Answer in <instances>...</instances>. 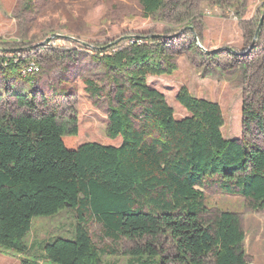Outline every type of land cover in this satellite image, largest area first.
<instances>
[{"label":"trees","instance_id":"16d2710c","mask_svg":"<svg viewBox=\"0 0 264 264\" xmlns=\"http://www.w3.org/2000/svg\"><path fill=\"white\" fill-rule=\"evenodd\" d=\"M24 1L30 10L32 0ZM139 2L145 18L168 10L182 21L197 11L194 0ZM244 32L246 38L254 37L250 28ZM248 56L242 79L249 81L253 67L259 77L256 97L249 93L243 102V123L264 132V23ZM94 60L105 67L113 86L107 137L120 144L79 145L76 118L62 124L55 109L38 110L34 92L13 94L15 106L24 112L0 114V249L18 256L19 264H102L87 229L94 219L106 238L139 246L132 254L141 264H245L238 218L222 212L204 224V195L198 188L217 179L227 192L236 191L264 209V150L225 139L220 107L194 98L184 87L176 101L188 116L174 118L164 95L146 82L175 71L166 43L135 41L110 55L99 52ZM4 61L0 74L5 80L21 77V71L31 79L40 71L24 67L23 60ZM84 84L93 96L105 92L91 81ZM67 207L77 218L70 236L44 242L31 257L25 237L33 219L55 216ZM160 239L169 242L171 254L156 250Z\"/></svg>","mask_w":264,"mask_h":264},{"label":"rangeland","instance_id":"374dc122","mask_svg":"<svg viewBox=\"0 0 264 264\" xmlns=\"http://www.w3.org/2000/svg\"><path fill=\"white\" fill-rule=\"evenodd\" d=\"M194 1L196 15L180 21L175 12L168 10L145 18L139 0H32L30 10L24 0H0V61L23 60L41 67L31 79H26L23 71L21 77L9 80L0 74V114L24 112L15 106L12 95L34 92L39 111L55 109L62 124L76 118L79 145L96 142L118 146L119 139L110 141L107 137L113 86L107 83L106 69L94 56L99 52L110 55L135 41L141 45L163 42L176 69L171 75L147 77L146 82L164 95L174 118L188 116L176 101L184 87L194 98L220 107L225 139L248 141L264 150V132L254 125L246 129L242 115L245 98L256 97L254 84L259 76L255 67L249 69V81L242 77L243 66L249 60L248 48L256 41L255 33L264 14V0H229L221 6L215 4L216 0ZM189 9L193 10L192 4ZM247 27L253 32L252 39L245 37ZM153 36L159 37L157 42L146 40ZM200 47L218 52L206 54ZM220 49H229L233 54ZM87 80L105 92L99 96L86 92ZM135 127L139 128L138 122ZM198 189L204 195L201 221L208 225L222 212L234 214L245 236V264H264V209H256L236 191L227 192L217 179L206 180ZM76 219L70 207L52 217L34 218L25 237L30 256L37 255L39 247L54 237H69ZM87 229L101 252L102 264H141L132 254L139 247L135 243L106 238L94 219L89 220ZM155 248L171 254L166 239L158 240ZM0 264H19V258L0 249Z\"/></svg>","mask_w":264,"mask_h":264},{"label":"water","instance_id":"95a60500","mask_svg":"<svg viewBox=\"0 0 264 264\" xmlns=\"http://www.w3.org/2000/svg\"><path fill=\"white\" fill-rule=\"evenodd\" d=\"M263 20H264V14L262 15V17H261V19H260V21H259V25H258V29H257V31H256V33H255V37H254V39H257V36H258V34H259V32H260V27H261V25H262V22H263ZM189 28V30H191V27H188ZM154 38H159L158 36H153ZM196 39V38H195ZM201 49H202V47H200ZM252 48V44L250 45V47L248 48V51L250 50ZM220 50H222V51H228L229 53H231V54H233V52L231 51V50H229V49H220ZM202 51H204L203 49H202ZM206 54H215V53H217L218 51H211V52H206V51H204Z\"/></svg>","mask_w":264,"mask_h":264},{"label":"built area","instance_id":"2783aa9c","mask_svg":"<svg viewBox=\"0 0 264 264\" xmlns=\"http://www.w3.org/2000/svg\"><path fill=\"white\" fill-rule=\"evenodd\" d=\"M2 61H4V60H2ZM24 67H37V65H32V62H31V63H27L26 65H24ZM38 68L40 70V67H38Z\"/></svg>","mask_w":264,"mask_h":264}]
</instances>
